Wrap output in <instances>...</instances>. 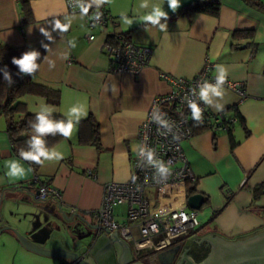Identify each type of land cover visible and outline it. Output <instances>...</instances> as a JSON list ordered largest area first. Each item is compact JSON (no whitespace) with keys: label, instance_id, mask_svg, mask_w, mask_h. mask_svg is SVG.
<instances>
[{"label":"crops","instance_id":"1","mask_svg":"<svg viewBox=\"0 0 264 264\" xmlns=\"http://www.w3.org/2000/svg\"><path fill=\"white\" fill-rule=\"evenodd\" d=\"M21 1L0 0V42L18 51L45 45V55L33 80L60 93L57 104L40 96L24 95L27 111L35 114L43 101L55 108L53 114L63 116L73 104L86 102L88 114L92 113L99 123L100 138L99 146L82 144L77 128L71 139L63 138L52 145L64 154V159L46 162L37 174L31 170L23 179L14 181L5 175L4 164L17 157L11 153L6 121L0 115V209L17 203L24 209L23 218H35L46 238L39 235L33 241L48 248L75 250L85 257L88 252L92 256L96 248L97 255H111L115 263L117 250L114 244L109 245V233L96 234L94 229L89 236L79 237L89 229L75 234L71 225L88 223L87 211L101 205L105 183L130 177L139 124L152 99L169 90V83L161 73L190 77L203 71L206 64L210 65L208 78L215 77V65L222 64L228 69L227 79L242 85L243 96L224 86L225 95L219 103L224 108L236 106L248 133L235 122L232 134L222 128L205 129L184 141L183 150L195 175L197 192L208 199L203 205H208L210 217L196 234L171 247H178L177 251L171 248L159 251V264H167V257L174 253L177 260L181 248L196 243L205 233L236 239L264 229V194L258 198L253 195V188L264 182V11L244 0H220L216 16L202 12L190 17L171 16L173 12L165 3L168 28L161 31L139 21V14L145 11L138 8L140 0H111L107 8L113 22L102 31L88 28L84 13L69 12L65 0H26L30 20L24 16ZM191 1L181 0V7ZM87 3L95 5L93 0ZM121 12L133 19L131 26L121 22ZM65 26L67 30L63 31ZM237 29L253 32L251 37L233 38L232 32ZM118 32H125L134 42L152 48L149 64L139 74L111 71V61L101 53L106 35ZM90 33L94 34L92 40L86 38ZM252 42L258 44L256 53L252 51ZM49 61L55 66L50 68ZM31 134V130L26 132L27 136ZM34 178L36 183L28 185ZM41 183L58 189L61 197L35 199ZM124 210L125 205L116 210L117 220H123ZM0 223L14 226L8 220L1 221V216ZM89 224L94 222L90 220ZM21 229L29 235L28 228L21 226ZM0 234L15 236L11 230ZM55 259V264L67 261Z\"/></svg>","mask_w":264,"mask_h":264},{"label":"built area","instance_id":"2","mask_svg":"<svg viewBox=\"0 0 264 264\" xmlns=\"http://www.w3.org/2000/svg\"><path fill=\"white\" fill-rule=\"evenodd\" d=\"M107 4L97 7L88 4L87 0H65L69 12L84 13L88 28L97 27L102 31H106L113 22ZM97 14L100 15L99 20L96 19ZM113 34L115 37L111 42L104 40L101 47V53L111 61V71L139 74L149 64L152 48L138 44L120 32ZM86 38L92 40L94 34L90 33ZM209 68L210 65L206 64L203 71L190 77L161 73V77L169 83V90L152 99L139 124L137 145L144 143L154 149L160 160L169 163L170 175L154 179V168L140 161L136 151L131 159L130 177L126 181L105 183L101 205L87 211L96 225V234L116 230L123 240L131 242L135 254L143 258L177 245L196 234L201 227L198 220L200 209H192L187 204L186 182L196 178L183 150V143L193 135L192 127L196 122L183 97L190 94V89L204 79L215 82V77L207 76ZM224 86L244 95L242 85L238 82L227 79ZM156 105L173 122L172 132L178 135V139H173V134L162 135V130H158V125L151 121V112ZM201 107L204 110L203 123L209 124V129H226L227 118L222 111L213 112L203 103ZM48 197L59 199L61 194L48 183L39 184L35 199ZM117 205H125L122 221L114 215L113 210Z\"/></svg>","mask_w":264,"mask_h":264},{"label":"clouds","instance_id":"3","mask_svg":"<svg viewBox=\"0 0 264 264\" xmlns=\"http://www.w3.org/2000/svg\"><path fill=\"white\" fill-rule=\"evenodd\" d=\"M110 2L111 0H93L97 7ZM165 3H167L168 8L173 13L181 7V0H160V3H153L152 0H140L138 8L145 11L143 14H139V21L146 25L158 27L161 31H166L169 14L164 10L163 5ZM83 10L87 11V8L83 7ZM99 18L100 15L97 14L96 19L99 20ZM120 20L127 26H131L134 22L126 12L120 13ZM62 30L66 31L67 26ZM43 35L45 36L44 33ZM69 43L74 46L72 41ZM43 46L45 47V45ZM40 59L41 53L36 49H30L23 52L18 58L13 57L11 62L17 67L18 75L21 77H33L39 70L38 61ZM54 66V63L49 61V67L52 68ZM0 72L3 73V79L9 86L15 83L7 66L0 69ZM215 72L214 83L204 79L190 89V94L183 97L191 112L193 121L198 125L202 124L204 119V110L201 107V103L212 107L217 112L224 110V105L219 103V101L225 95L224 85L227 82L229 72L227 67L222 64L215 65ZM54 111L55 108L46 102L42 101L39 104L34 118L28 122V127L31 129L32 134L25 141L26 147L19 148L18 158L5 161V175L10 180H21L32 170L30 167L26 168L24 162L43 167L46 162L64 159V154L61 151L57 150L55 146L50 147L48 145L47 138L59 135L66 140L71 139L80 122L88 117L86 102L73 104L63 113L62 118H56L53 115ZM150 119L158 125V130H162V135L173 134V139L179 138L177 134L172 132L173 122L166 118V113L160 110L159 105L153 107ZM135 150L140 161L154 168V179L157 177L166 178L170 175L169 163L160 160L154 149L141 143L136 146Z\"/></svg>","mask_w":264,"mask_h":264},{"label":"trees","instance_id":"4","mask_svg":"<svg viewBox=\"0 0 264 264\" xmlns=\"http://www.w3.org/2000/svg\"><path fill=\"white\" fill-rule=\"evenodd\" d=\"M247 4L256 7L259 10L264 11V2L261 0H244ZM22 10L26 20H30L31 18V10L26 0L21 1ZM220 0H193L181 8H179L175 13H172L171 16L185 15L192 16L194 13L202 12L211 15H218L220 10ZM253 30H234L232 32V37H236L238 35L250 36L252 35ZM126 37L130 38L129 35L125 32H120ZM115 37V34L108 33L105 37L106 41H110ZM252 46L253 53H256L258 49L257 43H250ZM41 53V59L38 61L40 64L44 55L46 48L40 47L36 48ZM25 51H18L16 48L9 46L0 42V69L7 66L10 71L13 80L15 83L12 86H9L6 81L3 79V73L0 72V115L5 118L6 121V131L9 137L11 153L13 156L18 158V150L21 147H26L25 141L29 138L26 135L27 131L31 129L28 127V122L34 118L33 113H29L26 109V103L22 100L24 95H35L43 97L47 102L52 104H57L60 99V93L58 90L38 84L34 82L33 77L31 76H23L18 75V69L15 65L12 64L13 57H19ZM232 111V113H230ZM222 113L226 116L227 119H233L234 121H229L226 119V130L232 134L234 123L237 122V125H240L245 130L244 119L238 112L235 105L228 106L224 108ZM56 118H62L60 114H53ZM209 124H194L193 134H197L205 129H209ZM248 133V131L246 130ZM78 141L82 144H91L95 146L100 145L99 141V123L96 120L95 116L92 113L88 114L86 119H83L78 125L77 132ZM63 139V137L57 135L55 137H48V145L51 147L58 141ZM232 147L235 145V142H232ZM28 166L32 169L34 174H37L39 167L35 164H29L26 162ZM36 180L32 179L27 184L34 185ZM186 190L187 194L191 195L197 192L196 189V180L187 181L186 182ZM264 194V182H261L257 186L253 188V195L255 198H258L260 195ZM205 202L208 200L205 198ZM203 258L201 256L196 261H200Z\"/></svg>","mask_w":264,"mask_h":264},{"label":"water","instance_id":"5","mask_svg":"<svg viewBox=\"0 0 264 264\" xmlns=\"http://www.w3.org/2000/svg\"><path fill=\"white\" fill-rule=\"evenodd\" d=\"M205 198L206 197L203 193L196 192L187 196V204L192 209H200L206 200ZM84 225L89 229V232L79 237L89 236L92 230L96 229V225L89 223H84ZM74 226L76 227L77 224ZM3 230H11L24 248L36 254L45 257L63 258L69 261V263L66 262L65 264H97L89 252L86 254L87 257H84L75 250L59 247H44L33 241L31 236L25 235L16 229H13L9 225L0 223V233ZM106 233H109V238L111 240L109 245L114 244V247L117 250L119 263L124 264L123 261H121V252L128 251L130 255L133 256L129 249L131 242L123 240L116 233V230L113 232L106 231ZM203 241H208L211 244L210 250L205 257H203L200 261H196L190 255L188 251L189 249L185 248L180 252L178 259L176 260V264H264V229L249 233L236 239H229L219 234L209 233L198 237L197 243ZM177 250L178 247L175 249L171 248V251ZM91 253L95 255L97 253L96 248L92 250ZM131 264L143 263L140 261H133Z\"/></svg>","mask_w":264,"mask_h":264},{"label":"rangeland","instance_id":"6","mask_svg":"<svg viewBox=\"0 0 264 264\" xmlns=\"http://www.w3.org/2000/svg\"><path fill=\"white\" fill-rule=\"evenodd\" d=\"M7 205L8 206L5 205L4 207H2V209H0L1 221L8 220L12 222L14 226H9L21 233L24 232L22 231L23 229H21V226H24V228H28L29 236H31L33 239L35 238V236L39 235L46 238V236L42 234L43 231L39 229L40 227L37 226V220L35 218H29V220L23 218L24 209L21 206H18L17 203H11ZM119 206L120 205L114 207V213L119 208ZM209 217L210 213L208 205H203L200 208L198 215V220L200 221V224H204L205 222H207ZM90 220L92 219L89 216L87 222L90 223ZM85 229L86 227L81 224L77 225L76 227L74 226V224L71 225V230L75 234L80 231L85 232ZM6 235L7 234H0V264H55L53 260L55 258H48L25 250L20 245V242L16 239L15 236ZM155 262L160 263L161 261L157 260Z\"/></svg>","mask_w":264,"mask_h":264},{"label":"flooded vegetation","instance_id":"7","mask_svg":"<svg viewBox=\"0 0 264 264\" xmlns=\"http://www.w3.org/2000/svg\"><path fill=\"white\" fill-rule=\"evenodd\" d=\"M244 238V237H242ZM173 247V246H172ZM211 244L208 241H203V242H193L190 243V245H187L186 248H188L190 255L197 260L198 258H200L201 256L205 257L209 250H210ZM171 248V247H170ZM131 253L133 256L130 255V253L128 251H122L121 252V261H123L124 264H131L133 261H140L143 264H155L157 260H160L158 253L156 252L154 254H151L148 257H141L135 254V252L132 249V246L129 247ZM183 248H181L180 251H178V253H180L182 251ZM85 257V254H83ZM94 260L96 261L97 264H120L118 257H116L115 259V263H112V257L110 255H106V254H92ZM174 257L168 258L167 257V264H176V260H174ZM170 261V262H168ZM159 264V263H156Z\"/></svg>","mask_w":264,"mask_h":264}]
</instances>
